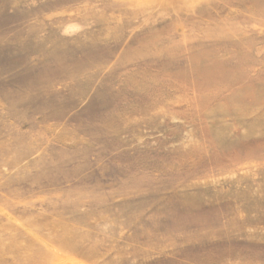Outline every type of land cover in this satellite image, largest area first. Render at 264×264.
<instances>
[{
	"label": "rangeland",
	"instance_id": "obj_1",
	"mask_svg": "<svg viewBox=\"0 0 264 264\" xmlns=\"http://www.w3.org/2000/svg\"><path fill=\"white\" fill-rule=\"evenodd\" d=\"M0 264H264V0H0Z\"/></svg>",
	"mask_w": 264,
	"mask_h": 264
}]
</instances>
